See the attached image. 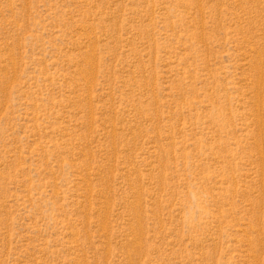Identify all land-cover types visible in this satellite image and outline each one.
Here are the masks:
<instances>
[{
    "label": "rangeland",
    "instance_id": "rangeland-1",
    "mask_svg": "<svg viewBox=\"0 0 264 264\" xmlns=\"http://www.w3.org/2000/svg\"><path fill=\"white\" fill-rule=\"evenodd\" d=\"M0 264H264V0H0Z\"/></svg>",
    "mask_w": 264,
    "mask_h": 264
}]
</instances>
